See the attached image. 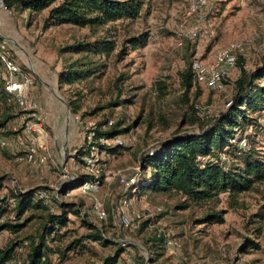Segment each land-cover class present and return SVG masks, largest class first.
<instances>
[{
  "label": "rangeland",
  "instance_id": "374dc122",
  "mask_svg": "<svg viewBox=\"0 0 264 264\" xmlns=\"http://www.w3.org/2000/svg\"><path fill=\"white\" fill-rule=\"evenodd\" d=\"M185 6V0H147L137 18L115 21L116 48L107 58H101L104 68L98 78L90 81L87 90H83L82 106L76 115H72L67 106L65 98L68 88L57 83V74L63 68V59L67 58L59 54V49L77 40H90L94 35L88 28L72 25L43 28L45 10L31 15L25 11L14 15L0 6V35L12 42L16 52V55L13 52L14 58L34 79L26 97L34 98L43 110L34 116H27L17 107L16 117L8 123V127L11 131H17L18 135L21 125L28 119L33 123L39 121L45 135L35 141L38 153L40 156L49 155L55 163L50 164L46 158L45 165L36 166L23 158L16 159L15 155L22 152L15 143L1 146L0 199L29 189H46L48 199L45 203L51 211L55 210L51 197L62 202L81 201L82 219L99 225L101 221L87 214L90 197H96L103 202L106 212V218L102 221L105 222L109 214L116 232L141 247L137 240L130 238L133 231L117 226L112 216L113 207L122 193L115 173H131L137 167L136 158L141 152L172 136L177 130L182 132L193 128L182 120L186 106L179 102L181 89L177 72L184 66L183 57L190 52V61L196 58L208 62L219 48L233 41L245 45V57L237 56L236 59L243 68L252 69L261 63L264 56V0H208L197 35L193 38L180 35L181 42L178 44L177 29L184 17ZM187 22L189 28L193 17H188ZM143 33L146 35L144 46L135 50L126 49L119 58H115L114 53L125 37ZM237 73L238 65L235 64L224 79L221 90H208L200 86L195 104L198 115L216 114L226 106ZM119 77L121 79L116 82ZM158 85L162 86L161 91ZM77 86L80 87L73 85L70 90ZM52 89L58 92L67 109L53 95ZM113 100L124 102L118 106L104 107ZM96 107L99 108L91 113ZM103 118L107 122L105 126H100L101 129L114 121H121L122 127L132 124L131 129L119 137L124 146L120 153L105 155L97 147H86V134L97 128V123ZM261 123L264 126V117ZM255 140L254 146L264 155V133L256 134ZM95 142L99 143L98 140ZM81 148L88 152L85 157L94 159L91 168H85L79 156H73L72 161L78 163L77 168H64L76 176L86 174L100 178L90 195L72 190V179L61 168L74 153L80 154ZM136 190L135 187L132 194H128L130 207H146L150 219L141 221H145L144 230L135 239L140 241L146 238L152 230L163 231L178 244L174 254L162 250V255L151 264H264V183L256 184L252 190L237 196L238 205L235 207H229L226 196L219 194L215 208L222 210V222L217 224L194 222L202 210L197 207L184 210L175 208L179 197L137 196ZM7 205H13L11 198L7 199ZM68 218L72 221L67 225L71 229L68 239L86 230L78 217L69 214ZM1 219L11 221L13 217L9 213ZM35 226V220H30L18 235H32ZM245 238L256 246L250 247L245 243ZM12 240L13 233L0 231V247ZM25 246V241L17 245L15 258L10 261H21ZM90 246L89 250L68 254L63 261L50 256V264H95L110 252V248H102L96 243ZM134 257L135 252L131 249L120 254L122 262Z\"/></svg>",
  "mask_w": 264,
  "mask_h": 264
},
{
  "label": "trees",
  "instance_id": "16d2710c",
  "mask_svg": "<svg viewBox=\"0 0 264 264\" xmlns=\"http://www.w3.org/2000/svg\"><path fill=\"white\" fill-rule=\"evenodd\" d=\"M0 1L2 8L14 15L24 11L31 15L45 10L43 28L72 25L88 28L94 35L90 40H77L59 49V54L67 58L63 59V68L57 74V83L68 88L65 98L67 106L70 113L76 115L82 106L83 90H87L92 79L100 76L105 65L103 60L116 48L114 22L137 18L147 0ZM145 41L144 33L125 37L114 53L115 58H119L126 49L135 50L144 46ZM190 54L188 52L183 57L184 66L177 75L181 89L179 102L186 106L182 120L193 128L182 132L177 130L172 136L141 152L136 158L139 171L133 188H137V196L179 197L175 208L184 210L197 207L202 210L194 222L217 224L222 222V210L215 208L219 194L226 196L229 207H235L238 205L237 196L252 190L256 184L264 183V155L254 146L255 135L264 133L261 123L264 117V83H260L264 82V56L261 57V63L252 69L243 68L236 61L238 73L232 81V93L226 106L216 114L200 116L195 104L200 86H205L192 79ZM20 66L27 71L24 66ZM120 79L117 78L116 82ZM73 85L80 87L70 90ZM157 88L161 91L162 86L158 85ZM123 102L109 101L104 107L118 106ZM16 108L12 95L0 84V138L7 139L18 133L8 127V123L16 117ZM98 108L91 110V113ZM106 122L107 119L103 118L97 123L98 127L92 129L91 144L106 155L120 153L124 148L122 144L101 145L95 140L123 135L131 129L132 124L122 127L121 121H114L101 129L100 126H105ZM232 139L234 141L230 142ZM241 140L244 142L243 147L239 145ZM79 152L88 153L82 148ZM19 155L17 153L15 156ZM92 178L91 175L80 174L72 182L71 188ZM9 198L13 200L12 206L7 205ZM51 201L54 203V211L37 198L32 189L0 199V218L9 213L13 217L11 221H0V231L7 230L14 234V240L0 247V264L14 259L15 248L23 241L26 242V251L19 264H50V256L63 261L68 254L89 250L91 243L110 248V252L95 264H115L126 248L135 252L134 259L138 264H144L145 261L151 264L164 251L161 235L154 230L140 241L135 239L142 234L145 221L130 233V238L137 240L145 251L144 256L136 246L116 242L129 240L116 232L109 214L105 222L99 220V225L92 224L82 219L81 201L62 202L54 197H51ZM26 212L28 214L24 216ZM69 214L78 217L86 230L68 239L71 229L67 225L72 222L68 218ZM32 219L36 222L35 232L19 236L18 233ZM245 243L250 247L256 246L246 238Z\"/></svg>",
  "mask_w": 264,
  "mask_h": 264
},
{
  "label": "built area",
  "instance_id": "2783aa9c",
  "mask_svg": "<svg viewBox=\"0 0 264 264\" xmlns=\"http://www.w3.org/2000/svg\"><path fill=\"white\" fill-rule=\"evenodd\" d=\"M185 2L186 6L184 17L177 29L178 44L181 42L180 35H183L187 38H193L197 35V32L200 29L199 21L202 18L203 9L208 4V0H185ZM0 6L2 8L1 1ZM188 17L191 19L193 17L192 25H190L189 28L187 22ZM13 52L14 48L12 42L8 38L0 35V84L6 92L12 95L17 107L23 110L24 114L27 116H34L35 113L39 114L40 112H43L42 107L37 104L34 98L26 97V92L32 87L34 79L32 76H30L28 71L22 69L20 64H18L14 58V53L16 55V52ZM245 53V45L240 41H233L219 48L213 55L212 59L208 62H203L194 58L190 63L193 81L204 85L207 89L214 91L221 90L223 88L222 80L227 77L229 71L235 67L237 56L245 57ZM30 121L31 120L28 119L25 123H23V125H21L19 134L16 135L17 137L9 139L0 138V147L8 146L9 142L13 144L15 143L19 146V151L22 152L21 155L16 156V159L21 160L23 158L25 162H33L37 166L43 164L45 165L46 158H48L50 164L54 165V160L49 155H47V157L44 155L40 156L37 150L38 146L35 144V141L38 138L41 139L45 135V133H43L42 125L39 121L34 123ZM33 134H35V136ZM85 137L88 140L86 147L90 149H94L95 147V149H97L94 144H91L93 137L92 130L88 131ZM119 137L120 135L111 139L99 138L98 141L101 145H123ZM233 141V139L230 140V142ZM239 145L242 147L244 146L243 140L239 142ZM101 152L103 154L105 153L104 151ZM74 154L72 157H69L67 160H65L64 164H62L63 167H61L64 171V174H67L69 179H72L71 182H75L78 176L72 172L66 171L64 167L68 166V168H77L78 163L72 162L74 159L73 156L77 158L79 156V161L83 162V166L85 168H91L94 160L92 157H85V153ZM30 166L33 167L32 165ZM138 171L139 168L137 165V167L129 174H122L119 171L115 173L117 184L121 187L122 193L120 194L117 203L113 207L112 216L114 218L115 224L126 231H133L138 227L142 220L150 219V217H147L149 211L146 207H144V209H134L130 207L128 194H132L133 192V186L137 180ZM91 176L93 177L92 179L82 181L71 189L76 190L83 195H90L99 182L97 181L98 176ZM34 194L37 198L42 199L44 202H46L45 200L48 199L46 189H38L34 191ZM90 199V206L88 207L87 214L94 219L105 220L106 212L103 207V202L96 197H90ZM156 211L158 212L159 209H156ZM0 221H2L1 218ZM157 233L161 235L164 250L170 255L174 254V252L177 251V242L173 238L168 237L163 231H158ZM121 244H125V242H122ZM126 250H128V248H126ZM140 253L145 256L142 251H140ZM19 263L20 260L16 259L7 261L4 264ZM115 264L138 263L135 261V259H126L124 262H122V260L119 258Z\"/></svg>",
  "mask_w": 264,
  "mask_h": 264
},
{
  "label": "water",
  "instance_id": "95a60500",
  "mask_svg": "<svg viewBox=\"0 0 264 264\" xmlns=\"http://www.w3.org/2000/svg\"><path fill=\"white\" fill-rule=\"evenodd\" d=\"M51 91H52V93H53V95H54L55 97H58V98H59V94H58V92H57L55 89H52ZM59 99H60V101L62 102L64 108L67 109V106H66V103L64 102V100H62L61 98H59ZM67 114H69V111H68V110H67ZM116 242H120V243L125 242V243H128V244H132V245L138 247V249H139L140 251H142V252L146 255L145 251H144L141 247L137 246L136 244H134V243H132V242H129V241H116ZM145 264H147L146 261H145Z\"/></svg>",
  "mask_w": 264,
  "mask_h": 264
}]
</instances>
